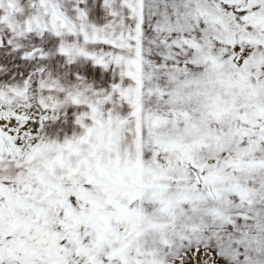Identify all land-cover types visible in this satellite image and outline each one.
<instances>
[{
  "label": "snow or ice",
  "instance_id": "1",
  "mask_svg": "<svg viewBox=\"0 0 264 264\" xmlns=\"http://www.w3.org/2000/svg\"><path fill=\"white\" fill-rule=\"evenodd\" d=\"M0 264H264V0H0Z\"/></svg>",
  "mask_w": 264,
  "mask_h": 264
}]
</instances>
